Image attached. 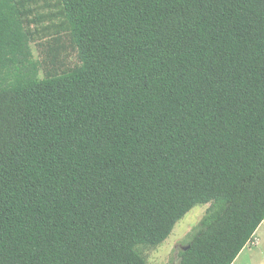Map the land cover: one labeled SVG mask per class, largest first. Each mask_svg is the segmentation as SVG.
I'll return each mask as SVG.
<instances>
[{
    "label": "trees",
    "instance_id": "1",
    "mask_svg": "<svg viewBox=\"0 0 264 264\" xmlns=\"http://www.w3.org/2000/svg\"><path fill=\"white\" fill-rule=\"evenodd\" d=\"M0 0V264H233L264 220V0H56L79 64L46 71Z\"/></svg>",
    "mask_w": 264,
    "mask_h": 264
},
{
    "label": "rangeland",
    "instance_id": "2",
    "mask_svg": "<svg viewBox=\"0 0 264 264\" xmlns=\"http://www.w3.org/2000/svg\"><path fill=\"white\" fill-rule=\"evenodd\" d=\"M56 3V0L32 1L29 4L32 10L25 15L26 26L32 33L30 45L34 57L43 65L39 75L41 78L48 70L61 72L80 62L69 31L61 26L63 17ZM208 206L203 204L193 207L157 247L140 245L138 249L147 258L148 264H177L180 251L189 240V232L202 219ZM240 253L239 259L237 257L233 264H264V224Z\"/></svg>",
    "mask_w": 264,
    "mask_h": 264
},
{
    "label": "bare ground",
    "instance_id": "3",
    "mask_svg": "<svg viewBox=\"0 0 264 264\" xmlns=\"http://www.w3.org/2000/svg\"><path fill=\"white\" fill-rule=\"evenodd\" d=\"M264 224V221L260 224V227L256 230V232L255 233H257L258 232V230L262 227V225ZM240 255H241V253H240ZM240 255L238 256V258L237 259H239V257H240Z\"/></svg>",
    "mask_w": 264,
    "mask_h": 264
},
{
    "label": "water",
    "instance_id": "4",
    "mask_svg": "<svg viewBox=\"0 0 264 264\" xmlns=\"http://www.w3.org/2000/svg\"><path fill=\"white\" fill-rule=\"evenodd\" d=\"M187 247H185V249H186Z\"/></svg>",
    "mask_w": 264,
    "mask_h": 264
},
{
    "label": "crops",
    "instance_id": "5",
    "mask_svg": "<svg viewBox=\"0 0 264 264\" xmlns=\"http://www.w3.org/2000/svg\"><path fill=\"white\" fill-rule=\"evenodd\" d=\"M242 252V251H241ZM240 255V254H239Z\"/></svg>",
    "mask_w": 264,
    "mask_h": 264
}]
</instances>
